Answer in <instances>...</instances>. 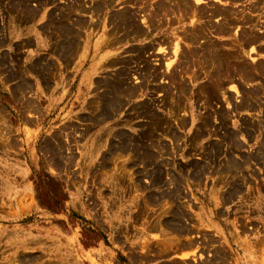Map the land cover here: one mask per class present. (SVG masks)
Returning a JSON list of instances; mask_svg holds the SVG:
<instances>
[{
	"label": "rangeland",
	"instance_id": "rangeland-1",
	"mask_svg": "<svg viewBox=\"0 0 264 264\" xmlns=\"http://www.w3.org/2000/svg\"><path fill=\"white\" fill-rule=\"evenodd\" d=\"M45 1L62 7L67 0ZM155 1L114 0L112 9L136 11L149 32V38L116 44L115 54L128 55L124 48L150 39L170 42L144 53V64L158 75L146 78L113 117L99 123L92 120L96 111L86 109L93 93L86 79L97 76L92 68L102 61L103 51L97 57L91 48L95 31L86 37V52L90 49L75 71L76 61L70 63L62 95L39 101L38 110L36 101H17L28 113L24 123L18 104L7 97L0 101L9 104V113L0 109V159L6 171L0 180V264H264V50L258 48L264 47V37L246 44L239 61L224 55L223 70L231 73L236 89L226 88L227 97L218 100L206 101L197 89L210 72L208 65L189 58L192 66L173 55L175 41L178 49H190L184 31L207 19L213 5L218 12L205 23L212 29L220 6L231 9L224 36L230 42L226 36L245 26L237 19L242 12L259 20L254 32L264 33V11L249 9L260 0H188L199 10L196 18L191 11L182 19L178 13H170L171 19L158 14L163 25L153 29L144 18ZM27 65L16 60L15 75L8 77L13 83L19 80L16 73L23 74L16 92L29 87ZM240 66L256 75L244 77ZM142 67L135 61L126 67L128 84H140ZM170 70L176 79L169 77ZM247 88L254 90L247 98L250 107L240 106ZM162 96L164 104L157 106ZM143 104L147 117H136ZM151 113L162 118L159 129L150 125L156 121ZM128 136L134 141L122 142ZM182 245L194 246L199 256L171 261L174 248Z\"/></svg>",
	"mask_w": 264,
	"mask_h": 264
},
{
	"label": "bare ground",
	"instance_id": "bare-ground-1",
	"mask_svg": "<svg viewBox=\"0 0 264 264\" xmlns=\"http://www.w3.org/2000/svg\"><path fill=\"white\" fill-rule=\"evenodd\" d=\"M41 1H45V0H38V2L40 3ZM193 1L196 4L201 2L202 0H193ZM217 1L220 2L221 4L222 0H217ZM260 1L259 2L257 1L255 4H252L249 7L250 11L253 12H259L260 10L264 11V3L262 4ZM113 3L114 0H67L62 7H58V9L55 8L59 11L58 19H55L54 18L55 16H51L52 19L50 18L54 33H58L56 35V37L58 38L57 45L56 47L54 46L55 47L54 50L56 52L57 51L60 52L59 56L61 55L64 62L65 63L68 62L69 65L77 57V61L75 62L73 67L74 71L75 68L79 66L80 62L89 52L90 48L86 52L87 47L90 45V44L88 45V39H86V37L91 36L93 34V31H95L94 32L95 35H97L98 33V35L95 37V39L91 44V48L93 53L97 54V57L100 51H103L102 55L100 54L99 57L100 59H102V61L101 60L98 61L100 62L99 65L97 64L96 61L94 62L92 68V72H93L92 74L94 75L96 74L97 76L89 77L86 79V81L88 80L86 82L87 86L92 85L91 91L93 92L91 101L89 100L90 103L89 102L87 103L86 109L90 110L89 107H92L91 109H94V111H96L95 113L92 111L94 113L93 116H95L92 118V120L93 121L99 120L98 121L99 123H100V119L105 120L109 117H113L114 115H116L119 109H121L125 104L130 102V100L136 94H138L141 83L143 84L145 80L146 81L148 80L146 78H150L151 80H154L156 78L158 72L154 68L151 69L150 67H146V65L144 64L146 61L144 59V53L152 49L154 45H157L158 43L170 42L164 38H160L156 41L150 39L146 43H142L140 45L128 46L124 48L123 51L125 53H128V55L119 56L115 54L113 51L117 47L116 44L122 45L124 43H127L130 38L133 39L140 38V40H143L141 38H149V32L147 31L148 28H144L142 25H140L136 11L131 10L129 7L126 6L122 8L112 9L114 7ZM188 3H189L188 0H156L155 3L152 5L151 14L149 13L147 19L144 18V21H146V23L148 22L147 24L148 26L151 25L153 29L154 28L156 29L158 25L161 26L163 25V22L160 19L161 17H159L158 14L159 15L161 14L163 16H167V15L169 16L170 13H178L177 18L179 17L182 19L185 18L186 14H188L191 11V14H189V16L192 15L193 17H195L196 14L199 13V10L198 9L196 10L197 8L196 6H194L193 8L190 7ZM218 8H216L217 12H218ZM210 9L211 10L207 13V14L210 13L207 19L201 18V20L204 19L201 21L202 24L201 22L197 25H194L193 23L192 27L189 28L190 30L184 31L183 39L189 45L190 49L184 51L183 49H178L180 47L177 41H175L173 44V55H178V62L182 59V60H186L189 64H192V66H194L195 64H193L192 62L190 63L189 58L192 61L194 60V58L196 59L200 58L210 68V72L207 75L206 80H204L201 84L197 85L198 92L203 96V98L206 101L218 100V98L220 97L221 98L227 97V95L224 96L226 92V88L227 90L234 87H235L234 90L236 89V86L234 84H231L234 81V80H230L231 78H233L232 75H230L231 73L224 72L225 70H223L224 61L226 60L224 55L228 53L232 60L239 61L238 60L239 56L241 55V53L244 52L245 50L244 47L246 46V44L247 45L248 43L254 44L258 41H261L264 37V33L259 34L253 31V29L259 25L258 23L259 20L253 16L247 15L244 12H242V14L237 19L239 20L240 23L245 25L243 26L245 29L244 28L241 29V32L240 33L238 32L237 35L234 37H229V35L226 36L231 40L230 42L229 40L225 39L224 36L228 34L227 24L229 23L230 20L227 18L226 14L229 12L231 13L232 12L231 9L229 10V8L225 6H220L221 9L219 14L221 15L219 17L220 20H218V24H216L212 29L209 28L211 24L206 25L205 23L206 21H209V17L212 16L214 11H216V9H214V5L211 6ZM35 14L36 13L34 12V16ZM83 14H87L88 18L85 19L84 18L85 15ZM28 15L32 16L33 13L31 12V14ZM229 15L230 14H228V16ZM93 18L96 21L95 20L92 21ZM171 18H172L171 16L168 17V19ZM169 22L170 21H168L167 23ZM41 26L43 27L42 24ZM44 26H46V24ZM213 32L216 33L215 36H217V39H220V41H218L219 44H217L216 40L214 41L211 39L213 37L212 34ZM198 37L199 39L196 40V38ZM194 43L195 44L198 43V45H194ZM190 44L192 46H190ZM227 45H229V47L231 48L229 49ZM225 47L227 49H225ZM251 48H253V46ZM258 48L260 50L261 49L264 50L263 45H259ZM134 61L136 63L143 62L142 73L141 70L138 73L139 76L141 77L139 85L136 84L130 85L128 84V82H126L128 78L126 73V69H127L126 67ZM165 65L166 67H169L170 62H166ZM255 69L257 70V68ZM240 71L242 72V75L244 77L249 75L247 73V70L242 66H240ZM169 72H170L169 77H171L172 80L177 78V75L175 74L174 70H170ZM129 75H130V71H129ZM254 75L256 74L249 76H254ZM190 78L191 79L194 78L193 75H190ZM181 85L184 86V83H181ZM163 88L164 87H159L158 90L165 91L167 89L165 88L164 90ZM243 90L246 91L245 89ZM183 91L184 88H181L180 90L176 91V93H179L178 95H180L181 93H183ZM247 91L251 96H248V93L243 92L244 100L242 101L240 106L245 104V107H250V103L247 100L250 99V97H252V93H254V90L253 89L248 90L247 88ZM169 94L170 95L168 94L167 95L172 96V93H170V91ZM174 94L172 97H174ZM177 97L178 96H176V98ZM162 100H165L164 96H162V98L158 101L157 106L159 105L162 106L163 103ZM177 105H178L177 107L180 108L179 103H177ZM147 108L148 106L146 104L140 105L137 108V111L134 112L135 116L147 117L148 114ZM149 116L151 119H153V121L156 120L155 122H151L150 125H152L153 128L155 127V130L157 127L159 129L160 124L161 123L163 124L162 118L155 113H151ZM127 121L128 119H125V122ZM151 132L153 131L151 130ZM120 135L123 134L121 133ZM196 137L197 136H195V138ZM132 140L134 141V139H131V137H129L127 141H122V142H126V143L128 142V144H130ZM170 218L171 217H169V219ZM172 221H174V219ZM179 256H181V253L179 254Z\"/></svg>",
	"mask_w": 264,
	"mask_h": 264
},
{
	"label": "crops",
	"instance_id": "crops-1",
	"mask_svg": "<svg viewBox=\"0 0 264 264\" xmlns=\"http://www.w3.org/2000/svg\"><path fill=\"white\" fill-rule=\"evenodd\" d=\"M47 4L52 5L50 10H48ZM58 4L56 1H41L40 3L38 0H0V101L7 97L12 105L18 104L21 123L26 121L28 113L24 108V112H22L23 109L18 103L19 101H36L34 107L38 110L39 101L51 100L54 95H62L66 85L69 64L64 62L61 55L59 56L60 52L54 50L57 45L56 35L58 33H54L50 20L51 16L58 19ZM31 12L33 15H28ZM16 60L26 62L29 69L27 72L29 87L27 90L19 88L21 90L19 92H16L14 87L17 82L19 85L21 84L20 77L23 74L16 73L19 80L13 79V83L8 79L15 73ZM74 60L77 61V57ZM8 105L0 102V109L9 113ZM4 163V159H0V180L4 179L6 173ZM3 183H1L2 187ZM194 251V246L191 245L175 247L171 261L192 262L195 257L199 256V252L195 253ZM180 253L181 256H179Z\"/></svg>",
	"mask_w": 264,
	"mask_h": 264
}]
</instances>
